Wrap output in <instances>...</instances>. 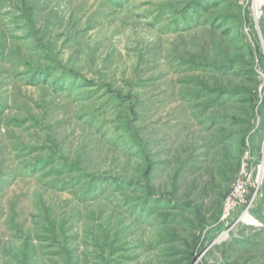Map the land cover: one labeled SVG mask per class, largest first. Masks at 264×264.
Instances as JSON below:
<instances>
[{"label":"rangeland","instance_id":"1","mask_svg":"<svg viewBox=\"0 0 264 264\" xmlns=\"http://www.w3.org/2000/svg\"><path fill=\"white\" fill-rule=\"evenodd\" d=\"M0 264H264V0H0Z\"/></svg>","mask_w":264,"mask_h":264}]
</instances>
